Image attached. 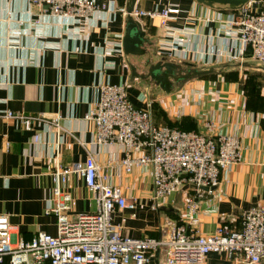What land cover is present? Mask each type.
<instances>
[{"label":"crops","instance_id":"obj_1","mask_svg":"<svg viewBox=\"0 0 264 264\" xmlns=\"http://www.w3.org/2000/svg\"><path fill=\"white\" fill-rule=\"evenodd\" d=\"M94 1L105 9L91 18L41 16L35 24L36 12L29 0H0V214L8 216L14 239L30 240L39 231L57 233V214L47 212L55 205L51 171L56 165L83 163L89 155L106 183L137 199L134 210L112 213V222L121 226L123 234L160 237L174 222L183 221L188 188L152 208V166L132 165L128 171L120 144L95 142L94 125L84 115L99 99L103 83L124 84L133 104L150 107L156 125L202 131L203 123L212 120L214 132L238 137L239 158L220 174L217 195L199 201L196 228L209 233L218 224L239 227L243 210L264 204V65L257 66L248 56L231 62L219 60L215 52L224 42L221 21L229 11L195 0H135L134 8L145 10L177 6L179 12L167 27L187 32L184 40L189 51L184 60L160 55L157 42L163 28L158 19L134 18L143 32L140 47L144 53H124L123 66L112 49L122 47L127 26L124 11L130 0ZM164 60L199 70L224 64L228 74L195 76L167 92L156 82L142 85L139 63ZM6 110L58 115L60 127L36 122L27 130L4 118ZM63 188L75 201L62 211L68 218L95 209L92 192L76 174L68 176ZM149 264H165L162 254H151ZM202 264L235 263L226 253L210 252Z\"/></svg>","mask_w":264,"mask_h":264},{"label":"built area","instance_id":"obj_2","mask_svg":"<svg viewBox=\"0 0 264 264\" xmlns=\"http://www.w3.org/2000/svg\"><path fill=\"white\" fill-rule=\"evenodd\" d=\"M35 9L33 23L41 16L62 18H91L104 4L94 0H29ZM252 3H256L253 6ZM179 12L168 4L161 10L134 8L124 13L132 18H157L163 34L157 50L174 60H184L189 48L185 45L186 31L167 27V22ZM222 49L215 53L226 62L248 56L257 66L264 65V0H251L237 11H229L222 18ZM111 50V49H110ZM116 52L126 64L123 49ZM99 99L84 118L94 125L97 144L118 143L124 153L122 163L126 170L132 165H150L153 168L152 208L157 202L167 203L169 197L188 188L183 204L182 222H174L160 237H131L112 222L116 210H134L137 199L125 196L119 187L105 182L99 165L92 155L83 163L56 165L51 171L55 205L47 212L57 214V233L37 232L30 240L14 239L8 216L0 214V264H149L151 254L160 252L165 264H202L206 254L226 253L235 264H264V204L243 210L240 226L218 224L209 233L196 228L199 201L207 195H217L220 174L234 164L240 155L237 136L214 132L212 120L203 123L202 131L156 125L150 107L142 108L128 98L124 84L103 83ZM4 118L17 121L27 130L36 122L49 128L60 127V116L43 113L31 115L6 110ZM37 138L36 134L34 135ZM139 152L138 156H133ZM80 177L95 200V209L68 218L74 198L64 190L70 174ZM207 188V189H205Z\"/></svg>","mask_w":264,"mask_h":264},{"label":"water","instance_id":"obj_3","mask_svg":"<svg viewBox=\"0 0 264 264\" xmlns=\"http://www.w3.org/2000/svg\"><path fill=\"white\" fill-rule=\"evenodd\" d=\"M198 4L216 9V10H229L237 11L244 7L251 0H195ZM135 0H130V6L127 9L129 13L134 7ZM142 30L139 24L131 16H127V26L125 33L122 38V48L125 54L139 55L144 53V49L140 47L142 42ZM149 61H147L148 63ZM147 75L153 78L156 83H161L167 77H173L174 79H189L201 74L207 73L208 69H194L191 68L185 72L174 71L176 64L171 61H161L154 64L148 63ZM133 73L134 67L132 66ZM136 74V73H135ZM146 75H140V77H145ZM160 84V85H161ZM164 87V85L162 86ZM207 189V188H205Z\"/></svg>","mask_w":264,"mask_h":264},{"label":"rangeland","instance_id":"obj_4","mask_svg":"<svg viewBox=\"0 0 264 264\" xmlns=\"http://www.w3.org/2000/svg\"><path fill=\"white\" fill-rule=\"evenodd\" d=\"M252 4H253V6H256V3H252ZM131 61L132 62L134 61L133 57H132ZM148 65L149 64H147V62L144 61V62L139 63V65L137 66L138 69L140 70V73H141L140 75H146L145 77H141L143 79L140 81L142 85H146V86H149L150 84L152 85V84H154L156 82L154 79H152L151 77H149L147 75ZM183 69H184L183 66L181 67V66L176 64V67H175L174 71L176 73H178L180 71L184 72ZM184 80L185 79H174L173 77L169 76V77L165 78L164 80H162V84L161 83H156V84L159 85V88H161L164 85V87H162L163 89L162 88L161 89L164 90V91H166V90L170 91L174 87H176L178 84H182ZM159 91H157V92H159ZM166 92H164V93H166Z\"/></svg>","mask_w":264,"mask_h":264},{"label":"trees","instance_id":"obj_5","mask_svg":"<svg viewBox=\"0 0 264 264\" xmlns=\"http://www.w3.org/2000/svg\"><path fill=\"white\" fill-rule=\"evenodd\" d=\"M221 11H229V10H221ZM179 66H181V67L183 66V68H184V69H183L184 72H185V71H188V70L191 69V68L199 69L197 66L190 65V64H183V65H179ZM226 66H227V65H224V64L219 65V66H212V67H210V69H208V70H210L209 72L204 73V74H201V75H199L198 77L206 76V75H208V74H213V73H216V72L226 73V72L224 71V69H225ZM226 74H228V72H227ZM178 128L184 129V128L181 127V126H178ZM2 264H8L7 259H5V261H4Z\"/></svg>","mask_w":264,"mask_h":264}]
</instances>
